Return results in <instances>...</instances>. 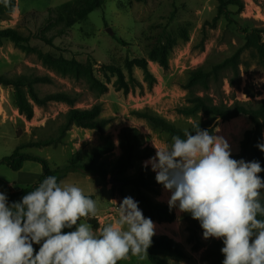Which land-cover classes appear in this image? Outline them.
Instances as JSON below:
<instances>
[{
    "label": "rangeland",
    "instance_id": "374dc122",
    "mask_svg": "<svg viewBox=\"0 0 264 264\" xmlns=\"http://www.w3.org/2000/svg\"><path fill=\"white\" fill-rule=\"evenodd\" d=\"M78 2L16 0L14 11L7 18L0 17V29L17 28L25 36H30V41L19 45L10 39L0 40V75L7 78L49 75L52 83L35 85L41 95L58 91L79 93L75 107L89 108L100 103L102 116L110 117L112 121L104 132L73 126L62 133L60 128L69 104L60 101H51L44 106L34 104V116L28 119L18 109L14 86L0 83V160L19 147L21 152L48 159L54 168L66 165L78 151L81 152V162H87L93 147L111 135L116 148L105 158L108 167L112 168L121 154L119 131L128 125L138 127L146 135L156 155V147L171 144L172 138L166 131L152 127L137 111L149 110L182 129H188L193 122L206 119L202 114L188 117L177 112L178 107L187 104V91L183 86L190 73L233 54L245 44L247 30L255 29L264 42V0H244L243 7L228 5L222 11H219V0H104L102 6L86 18L76 19L73 6ZM167 37L174 43L169 55V68L164 69L150 59V54L165 43ZM141 57L148 60L149 69L157 79L153 88L148 89L143 69L135 64L134 74L146 86L145 91L137 88L134 92L125 93L117 89L114 86L116 76L107 66H119L128 75L125 61ZM61 58L76 59L81 63L91 61L94 74L108 84V89L104 92L93 90L84 80L63 73L54 65ZM210 93L217 102L232 103L238 99L256 105L264 98V62L251 50H244L239 76L233 77L232 81L224 78L223 95ZM218 122L216 135L228 141L231 152H239L244 132L253 127L249 116ZM236 126L238 128L234 129ZM51 138L54 140L47 145L32 144ZM25 164L22 171L26 177L33 168L42 172L41 164L36 161ZM147 165L152 170L151 164ZM111 177L103 180L77 170L62 180L81 187L86 195L97 201V229L116 218L117 205L125 197L135 200L133 186H127L122 195L114 187L116 184ZM28 184L31 181L21 178L19 170L0 165V192H15ZM170 195L163 187L157 199L168 203ZM174 209L176 219L173 222L152 220L156 225L155 235L167 234L179 241L189 257L178 259L165 255L166 258L171 264H203L204 250L216 239L205 240L203 232H199L203 245L198 250L193 249L187 213ZM75 228L63 231H74ZM120 264L151 263L147 256L144 260L131 257Z\"/></svg>",
    "mask_w": 264,
    "mask_h": 264
},
{
    "label": "clouds",
    "instance_id": "9594fccd",
    "mask_svg": "<svg viewBox=\"0 0 264 264\" xmlns=\"http://www.w3.org/2000/svg\"><path fill=\"white\" fill-rule=\"evenodd\" d=\"M0 2L8 6L10 0ZM193 131L184 129L183 138L174 135L171 144L156 147L145 166L151 164L156 182L171 193L170 210L198 220L205 240H222V264H264V179L258 175L264 168L259 161L233 159L224 137L199 124ZM258 147L264 152V144ZM117 206L116 218L94 230L87 221L97 216V201L75 184L58 183L55 175L11 204L0 192V264L146 259L156 225L132 197Z\"/></svg>",
    "mask_w": 264,
    "mask_h": 264
},
{
    "label": "trees",
    "instance_id": "16d2710c",
    "mask_svg": "<svg viewBox=\"0 0 264 264\" xmlns=\"http://www.w3.org/2000/svg\"><path fill=\"white\" fill-rule=\"evenodd\" d=\"M103 1L79 0L78 4L73 6L76 19L86 18L95 9L101 7ZM16 4V0H10L8 6L0 2V17L7 18L14 11ZM228 5L243 7L244 0H219V11H222ZM5 38L19 45H24L30 41V36H25L14 27L0 29V40ZM165 41V43H161L151 52L150 59L167 69L170 65L169 55L174 41L170 37H167ZM48 42L52 43V40H48ZM246 49L251 50L264 62V42L261 35L255 29L247 30L245 44L233 54L219 62L200 66L190 73L183 86L187 91V104L178 107L177 112L188 117H196L200 114L206 117L204 120L190 124L188 130L192 131L193 135L195 134L193 131L195 125L199 124L201 129H206L210 133L216 134L215 129L219 123L218 119L227 122L241 115H248L253 127L244 132L240 142V151L232 152V158L243 159L246 162L259 161L261 167L264 168V152L258 147V145L264 144V98L260 99L256 105H251L238 99H235L232 103H227L223 100L217 102L214 95L210 93L213 91L217 96L223 95L224 78L228 77L232 81L233 77L239 76L242 54ZM135 64L143 69L148 89L153 88L157 79L149 69L148 60L145 57H141L135 61L130 59L125 61L128 75L119 66H107L113 75L116 76L114 86L117 89L123 90L125 93L134 92L137 88H140L142 92L145 91L146 86L134 74ZM54 65L63 73L70 74L78 80H84L93 90L104 92L108 89V84L94 74L91 61L81 63L76 59L67 60L61 58L55 61ZM52 81L49 75L35 77L17 76L15 78H7L0 75V83L14 86L18 109L28 119L34 116V104L44 106L51 101H60L70 106L65 113V121L60 128L62 133H65L73 126L94 129L99 132L106 130L112 118L102 116L103 108L100 103H96L89 108H79L75 107V103L80 97L79 93L58 91L41 95L35 87L36 84L52 83ZM137 114L144 117L152 127L166 131L171 138L174 135H179L183 138L184 129L166 118L149 110L137 111ZM53 140L51 138L32 144L47 145ZM118 144L121 154L112 168L108 167L105 158L106 155L112 153L116 148L111 135H107L101 143L93 147L87 162H81V152L78 151L66 165L55 168L50 165L48 159L39 155L21 152L20 148L17 147L11 155L5 156L0 160V165H5L14 171H18L23 168L25 162L36 161L42 166V174L37 182L28 184L18 191L7 193L8 203L20 201L28 191L34 190L48 176L55 175L59 183L70 172L82 170L87 175H97L103 180L108 179L111 175L116 182L114 187L122 195L125 194L127 186H133L135 201L138 202V206L145 217L156 220L159 223L173 222L176 219V211L174 208L170 210L168 203L157 199L161 194L163 185L156 182L155 172L151 170L150 166H145L144 164L145 160L155 155V149L148 143L146 135L136 126H123L118 134ZM131 170H134V172L131 173ZM258 175L264 179V171ZM262 197H264V192H262ZM260 218L264 219V217ZM186 219L190 231L189 240L194 242L193 249L198 250L203 245L199 237V232H203V229L200 226V222L192 219L189 213L186 214ZM89 222L93 228L97 229L99 227L98 218H92ZM223 246L222 240L216 239L206 247L202 255L203 264H222L224 256L221 248ZM39 247L40 245L35 244L36 251L39 250ZM147 251L151 264H171L165 255L178 259H187L189 257V253L183 245L167 234L154 235L152 245Z\"/></svg>",
    "mask_w": 264,
    "mask_h": 264
},
{
    "label": "crops",
    "instance_id": "0c3cea01",
    "mask_svg": "<svg viewBox=\"0 0 264 264\" xmlns=\"http://www.w3.org/2000/svg\"><path fill=\"white\" fill-rule=\"evenodd\" d=\"M245 117V116H244ZM247 124V120L245 119V125ZM238 127L236 126L234 129H237ZM237 152V151H236ZM26 163V162H25ZM25 166H26V164H24V166H23V170H24V168H25ZM22 169L21 170H19L20 171V177L21 178H23V179H25V180H27V181H31V183H34V182H36L37 180H39L40 179V177H41V174H42V172H40L39 171V169H37V168H33V169H31L30 171H28V173H26V174H28V176L26 177L25 176V173L22 171Z\"/></svg>",
    "mask_w": 264,
    "mask_h": 264
},
{
    "label": "water",
    "instance_id": "95a60500",
    "mask_svg": "<svg viewBox=\"0 0 264 264\" xmlns=\"http://www.w3.org/2000/svg\"><path fill=\"white\" fill-rule=\"evenodd\" d=\"M219 120H221V119H218L217 121H219ZM111 181L116 184V182L114 181V177H111Z\"/></svg>",
    "mask_w": 264,
    "mask_h": 264
}]
</instances>
